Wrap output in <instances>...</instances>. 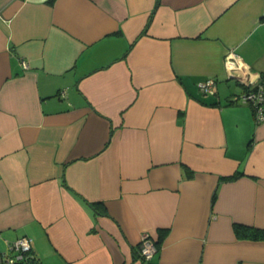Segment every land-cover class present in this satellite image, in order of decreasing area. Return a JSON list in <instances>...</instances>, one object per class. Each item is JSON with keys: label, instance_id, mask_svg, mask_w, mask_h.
<instances>
[{"label": "crops", "instance_id": "obj_1", "mask_svg": "<svg viewBox=\"0 0 264 264\" xmlns=\"http://www.w3.org/2000/svg\"><path fill=\"white\" fill-rule=\"evenodd\" d=\"M262 78L264 0H0L4 250L27 237L29 264H264V242L233 229H264V122L239 101Z\"/></svg>", "mask_w": 264, "mask_h": 264}, {"label": "built area", "instance_id": "obj_2", "mask_svg": "<svg viewBox=\"0 0 264 264\" xmlns=\"http://www.w3.org/2000/svg\"><path fill=\"white\" fill-rule=\"evenodd\" d=\"M25 66V63L23 64ZM226 74L229 78L242 82V77L246 73L245 65L241 58L236 55H230L225 62ZM215 80L209 78L198 83V88L203 94H213ZM239 101L250 106L254 121L256 123L264 122V78L258 85L252 89L245 90L240 96ZM31 251V240L27 237L18 238L12 242L5 241V250H0V264H26L28 255ZM156 246L149 238H142L138 254L144 262H149L154 253Z\"/></svg>", "mask_w": 264, "mask_h": 264}, {"label": "trees", "instance_id": "obj_3", "mask_svg": "<svg viewBox=\"0 0 264 264\" xmlns=\"http://www.w3.org/2000/svg\"><path fill=\"white\" fill-rule=\"evenodd\" d=\"M238 175H241V174H236L232 177H229L228 180L234 179ZM233 229H234V233L236 237L240 240L264 242V229L250 228V227L235 225V224L233 225ZM33 264H39V263H33Z\"/></svg>", "mask_w": 264, "mask_h": 264}, {"label": "rangeland", "instance_id": "obj_4", "mask_svg": "<svg viewBox=\"0 0 264 264\" xmlns=\"http://www.w3.org/2000/svg\"><path fill=\"white\" fill-rule=\"evenodd\" d=\"M0 250H1V252L4 250V245L2 242H0ZM26 264H29V263H26Z\"/></svg>", "mask_w": 264, "mask_h": 264}]
</instances>
